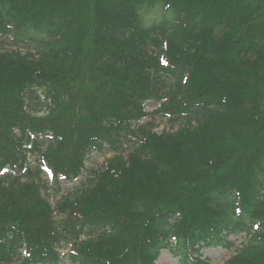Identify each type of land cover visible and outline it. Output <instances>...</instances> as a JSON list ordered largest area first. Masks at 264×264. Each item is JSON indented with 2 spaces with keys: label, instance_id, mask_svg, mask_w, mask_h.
<instances>
[{
  "label": "trees",
  "instance_id": "1",
  "mask_svg": "<svg viewBox=\"0 0 264 264\" xmlns=\"http://www.w3.org/2000/svg\"><path fill=\"white\" fill-rule=\"evenodd\" d=\"M2 167L0 264H264V0H0Z\"/></svg>",
  "mask_w": 264,
  "mask_h": 264
},
{
  "label": "rangeland",
  "instance_id": "2",
  "mask_svg": "<svg viewBox=\"0 0 264 264\" xmlns=\"http://www.w3.org/2000/svg\"><path fill=\"white\" fill-rule=\"evenodd\" d=\"M147 110H154L158 103L154 101L147 102ZM173 125L169 123H162L159 125V127L156 128L157 131H162L164 128H172ZM111 156V154L104 156L102 154L93 153L88 161V166L91 169H97L98 167H102L104 163L106 162V159H108ZM75 184L69 185L65 184V190H69V188H75ZM50 191V190H49ZM204 257H211L214 259L215 264H221V262L227 258L229 255V252L223 250V249H216V248H206L202 250ZM56 264H71L69 261H60ZM156 264H181L177 257L172 255V253L169 250H163L161 252V255L159 256L158 260L156 261Z\"/></svg>",
  "mask_w": 264,
  "mask_h": 264
}]
</instances>
